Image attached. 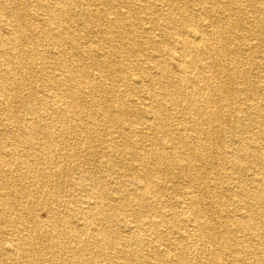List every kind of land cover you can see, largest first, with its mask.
Wrapping results in <instances>:
<instances>
[{
	"label": "bare ground",
	"instance_id": "1",
	"mask_svg": "<svg viewBox=\"0 0 264 264\" xmlns=\"http://www.w3.org/2000/svg\"><path fill=\"white\" fill-rule=\"evenodd\" d=\"M95 1L0 0V224L9 229L5 242L0 237V264H111L109 249L121 264H226L221 249L230 264H264V95L247 78V67L258 70L264 53V0H246L258 13L254 24L237 19L246 10L242 0H127V11L112 3L106 15L86 8ZM133 15L148 21L142 27L148 33L160 30L159 38L138 36L141 21L134 25ZM76 19L82 31L73 30ZM93 22L105 25L97 34L109 44L96 53L79 42L93 32ZM115 38L122 45L112 44ZM148 43L152 71L144 65ZM240 49L250 52V66ZM69 52L84 64L70 61ZM162 54L175 62L174 72ZM132 70L141 73L133 86ZM106 77L148 96L126 105L124 94L100 82ZM101 92L117 96L118 104L107 99L98 110ZM16 101L23 105L19 115L11 107ZM97 117L119 143L101 137ZM252 128L256 134L243 135ZM223 134L230 145L218 142ZM73 135L80 140L72 143ZM93 139L101 143L100 163L120 186L98 176L95 165L75 184L97 180L102 203L79 201L74 213L66 212L48 186L57 180L62 188L71 179L61 162L74 161L80 148L98 154ZM99 204L130 208L135 224L125 225L127 233L101 227L107 217ZM71 214L78 215L77 224ZM91 245L95 252L87 259Z\"/></svg>",
	"mask_w": 264,
	"mask_h": 264
},
{
	"label": "rangeland",
	"instance_id": "2",
	"mask_svg": "<svg viewBox=\"0 0 264 264\" xmlns=\"http://www.w3.org/2000/svg\"><path fill=\"white\" fill-rule=\"evenodd\" d=\"M26 1L30 5H33L34 4L33 0H26ZM116 1L115 0H96L94 3H92L91 5H88L86 8L97 9L99 11H103V13H104L107 5L112 4V3H115L117 5L119 3L117 5L119 9H121L122 11H127L128 10V5L126 4V1L127 0H124V1L116 0ZM134 3L135 4H139V0H136ZM120 6H122V7H120ZM242 6H244L246 8V10L245 11L243 10V13H240L237 16V19L240 20V21L241 20H245V21H247V23H250V24L253 23L254 24L255 23V20L257 18L256 16H257L258 13L252 8V6L249 5V2L246 1V0L245 1L242 0ZM84 8H85V6H84ZM78 10H81V9H78ZM157 12H155V14H157ZM104 15H106V14L104 13ZM107 15H108L109 18H113L114 17V16H112L110 14V12ZM140 17H142V16L141 15H133V16H131L130 20L135 25L136 23H139L142 20ZM159 17H161V16H159ZM71 22H73L72 23V28H73L74 31H82L83 30V25L81 24V22H79L78 19L73 20ZM147 24H148V21H145L144 20V21H141L138 24L137 27L135 26V28H136L135 30L137 32V35L140 36V37H143L145 39H146V37L148 38V36H151V35H153V37L159 38V36L161 35L160 30H152L151 33H148V30L142 29V27L148 26ZM89 26L91 27L90 28L91 29L90 31H93V32L88 33L87 35H85V34L80 35L79 42L83 46L86 47V50H90L91 49L95 53H96V51L99 52V49H101V48H104V50H106L107 49V46H109V44L107 42L105 43V41H102V39L100 38V36L97 34V31L100 30V29H104L105 28V25L104 24H98V23L93 22ZM232 39H233L234 42L239 43L237 37L232 36ZM112 42H113L112 44H115L116 46L122 45V42L120 40L116 39V38ZM40 44H41V47H42V45L44 46V49H48L49 51L54 50V47H52L50 45H46L44 41H42ZM125 44L127 46L132 45L129 42H126ZM233 47H234V45H233ZM241 52L243 54V57H246L247 58V60L249 62V65L248 66H250L251 63H252L251 57H250V52L248 50H241ZM69 53L67 54V56H68V59L70 61H72L74 63V60L76 59V65L77 64H82V63L84 64V61L83 60L79 59L78 57L75 58L74 57L75 55H72L71 53L70 54ZM152 53H154L153 52L152 45L150 43H148L146 45L145 52L143 54L144 55L143 58L145 59L144 60L145 61V63H144L145 69H147L148 71H152V69H150L151 68L150 67L151 66L150 55H152ZM77 59H79V60H77ZM161 59L169 62V67L171 69L173 68V70H172L173 72L175 71V69H176L175 62L170 57H168L167 55L162 54ZM132 60L134 62H136L137 61V58L132 57ZM257 60H258V62H259L260 65H257L256 67H258L259 69L256 70V71H252V73H250L249 67H247L248 68L247 78H248V80L251 79L253 81L252 84H255L257 82V85H258L257 92H259V96L261 98V96L264 95V78H262L264 76V53H263V55L261 54L257 58ZM51 66H52V63L49 65V67H51ZM244 68H246V66H244ZM88 69L92 73L93 69L90 68V66H88ZM50 71L51 72L54 71L55 74H58L59 73V70H57V68H50ZM98 73L104 74L103 71H99V70L96 72V74H98ZM139 74H141V73H138L137 74V71L136 70H132L129 73V76H128V78H129V81H128L129 84H131L133 86V84H132L133 83V78H135L136 75H139ZM23 76H25L29 80L30 79L34 80V79L37 78V75H31V74H23ZM131 77H132V79H131ZM139 79L142 80V77H139ZM100 80H101L100 82H103L104 85H110V84H112L114 87H116V89L118 90V93L119 94H124V96H123V103H125L126 105H130L131 103H136L138 100L143 99L144 96H146V97L148 96L147 94L145 95L142 92H136V91H134V89H130V88L128 89V88H126V86H124V84L121 81H119V79L117 77L110 78V79H108L106 77V78L100 79ZM225 80H227V78ZM142 81H144L143 82V86L146 83H148V81H147L146 78H143ZM36 84H40V82H38ZM244 85H245V87H249V85L247 84L246 81H244ZM41 90H43V88H41ZM39 95H42V91H41V93H39ZM95 98H96V103L94 102V106H96L97 109H98V107H101L102 106V102L103 103H107L106 102L107 99H109L112 102H114L115 105L118 104L117 103L118 97L117 96H112V95H110L108 93L101 92V93L97 94V96H95ZM246 102L248 104H250L249 101H246ZM253 103H255V101H253ZM11 107H12V111L16 115H19V111L22 110L23 105L20 102L16 101L15 103H13V105H11ZM260 112L264 116V110H261ZM86 118H88V117H86ZM95 121L99 125V127L102 128V130H100V131L104 134V135L101 136V137H103V139L104 138L105 139H114L115 138L116 139L115 141L118 142L117 141V140H119V137H117L118 135L116 133L110 131L112 129H110V128L107 127V125L103 122V120H102L101 117H97V119ZM127 124H129V123L127 122ZM128 126L129 125H127V127ZM224 131H225V129H224ZM257 131H258V128L257 129L256 128H254V129L252 128L251 131L248 134L243 133V135L244 136H248V137L249 136L252 137L253 136V132H254V134H256ZM223 135L224 136H221L218 139V142H220L222 145H230L231 142H229V138H227V136L225 134H223ZM72 138H74V139L71 140L72 143L78 142L80 140V137L78 135H76V137L73 135ZM4 143H5V145L8 144L7 141L4 142ZM0 144H2V143L0 142ZM259 144H264V140L263 139H259ZM92 145H93V148L94 147H97L98 154H94L92 148H91V150H87L86 147H83V149L80 148L82 150V153L81 154H78V157L75 158L74 161H71V160H68V159H63L62 160V162H61L62 163V168H66L67 171L70 173V176H71L70 177L71 179H68L67 181L63 182L64 185L62 186V188H58L60 184H58L59 181H57V180L55 182H53V183H50L51 186L50 185L48 186L49 187V189L47 190L48 193L49 192H52V193L54 192L55 193V196L57 197L56 199H57L58 203L61 205L60 208L62 210H64V211H66V212H70V210L72 208H76L77 209L78 207H80L79 201L93 202L95 199H97L99 202L102 203V199H100L98 197L99 192H101V190L99 189V185L97 184V182H98L97 180H95V181H86V182L83 183L82 186H80L79 183L78 184L77 183L75 184V180L78 179V178H81L82 176H84L86 172L94 171V166L95 165L99 166L98 167L99 173H97L98 176H103L104 175L107 178V180L109 182H111V185L120 186L121 180L118 182L117 175L114 172H112L107 167V165L105 163L104 164H101L100 163V161H102V160L105 159V157L102 156L99 153V151H103L102 148H101L100 141L99 140H96V139H93ZM110 149H112V146H110L107 150H110ZM75 150L77 152H79V149H75ZM126 150H127V152H130V153H131V151H133V149L131 147H127ZM87 155H92L93 156V162L84 161V156H87ZM245 173L247 175H250L252 173V171L248 169V170L245 171ZM95 182H96V184H95ZM116 182H117V184H115ZM181 184L183 185L182 182H181ZM116 193L117 192L112 193L113 196L118 195ZM76 194H77V196H76ZM53 195H50V196L53 197ZM43 196H44V199H51V197L50 196H46V194L43 195ZM116 198H117V200H120L121 199V195L116 196ZM127 200H128V197H124L123 196V198H122V200H121L120 203L121 204H125V203H127ZM114 204H115V202H114ZM99 205H100V209L104 212L105 216L107 217V221H105L106 224L103 222L102 223L103 225H100L101 227L107 228V229H110V230H115V231H123L124 233H127V231L125 229L126 228L125 225L126 224L127 225L128 224L129 225H134L135 224V222H134L135 218L131 215V211L129 210L130 208H127V211L126 212H122V211H119L118 209H117V211L116 210H109L105 206V204H99ZM116 207H118V206H116ZM71 212H73V211L71 210ZM123 217H124V219H123ZM9 218H14V216H10ZM69 219L75 220L76 221V224H77L78 215L71 214L69 216ZM121 219H122V221H121ZM30 221H32V220H30ZM0 223H2V222H0ZM112 223H113V225H112ZM76 224L74 223L73 228H74V230H76L77 232L80 233L79 227ZM0 227L3 228V231L0 232V237L3 240V242H5L6 239L9 237V235H8L9 229L7 227H5L4 225H1V224H0ZM92 232H93V230H89L87 236L86 235H85L86 237L84 236L85 239H88V237H90L92 235ZM143 236H144V234H143ZM148 238H149V235H146L145 236V240H147ZM37 241L38 242H41V239H37ZM123 243H125V242L123 241ZM41 245H43V247H44L45 242L44 243H41ZM210 250H212V247H210ZM213 251L214 252H218V250L215 247H213ZM220 251H221L222 256H223V261L226 264H230L228 262V260H227L228 259V256H229L228 252L227 251H224L223 252L222 249L219 250V252ZM94 252H95L94 245L89 246L87 248V250L85 251V255H84L85 258L88 259L89 257L93 256L94 255ZM41 254H43L46 257L49 256L47 250L42 251ZM106 254L108 255L107 256V260L111 264H121L122 262H124V261H121V259L117 257V255L115 253V250L109 249ZM2 261H3V256L0 254V262H2ZM101 263H103V262H101ZM3 264H7V263L4 262Z\"/></svg>",
	"mask_w": 264,
	"mask_h": 264
}]
</instances>
